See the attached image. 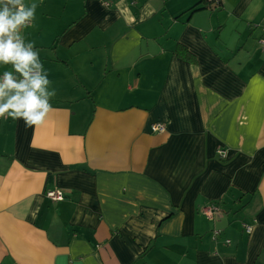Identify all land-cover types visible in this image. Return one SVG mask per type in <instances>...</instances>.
Segmentation results:
<instances>
[{
	"label": "crops",
	"instance_id": "1",
	"mask_svg": "<svg viewBox=\"0 0 264 264\" xmlns=\"http://www.w3.org/2000/svg\"><path fill=\"white\" fill-rule=\"evenodd\" d=\"M24 3L56 96L0 118V264H264V0Z\"/></svg>",
	"mask_w": 264,
	"mask_h": 264
},
{
	"label": "clouds",
	"instance_id": "2",
	"mask_svg": "<svg viewBox=\"0 0 264 264\" xmlns=\"http://www.w3.org/2000/svg\"><path fill=\"white\" fill-rule=\"evenodd\" d=\"M36 3L0 0V64L11 65L0 77V118L23 119L41 125L50 111L56 89L50 88L47 70L33 42L25 43L21 29L35 17Z\"/></svg>",
	"mask_w": 264,
	"mask_h": 264
},
{
	"label": "built area",
	"instance_id": "3",
	"mask_svg": "<svg viewBox=\"0 0 264 264\" xmlns=\"http://www.w3.org/2000/svg\"><path fill=\"white\" fill-rule=\"evenodd\" d=\"M210 1H214V0H210ZM259 44L261 45V47L264 49V39L260 40L259 41ZM152 131L156 132V133H160V132H163L164 131V127L161 123H158V124H154L152 126ZM48 196L51 198V199H54L56 201H60L62 199V196H61V193L60 192H50L48 193ZM251 227L249 226H246L245 227V232L247 234H250L251 233ZM220 234L219 231H215L214 232V236H218ZM227 243H229V241H227Z\"/></svg>",
	"mask_w": 264,
	"mask_h": 264
},
{
	"label": "trees",
	"instance_id": "4",
	"mask_svg": "<svg viewBox=\"0 0 264 264\" xmlns=\"http://www.w3.org/2000/svg\"><path fill=\"white\" fill-rule=\"evenodd\" d=\"M217 6H216V8H219V7H221V4L219 3H217L216 4ZM198 6H199V4L197 5H195L194 7H192L189 11L191 12V11H197V10H200V9H198ZM176 55L180 58V59H182L183 61H186V62H193V61H195V56L193 55V54H191L188 50H187V48L185 47V46H183V45H180V46H178L177 47V49H176ZM220 235V234H219Z\"/></svg>",
	"mask_w": 264,
	"mask_h": 264
},
{
	"label": "rangeland",
	"instance_id": "5",
	"mask_svg": "<svg viewBox=\"0 0 264 264\" xmlns=\"http://www.w3.org/2000/svg\"><path fill=\"white\" fill-rule=\"evenodd\" d=\"M262 39H264V38H262ZM262 39H260V40H262ZM260 40H258V44H259V41ZM259 46L261 47V45L259 44ZM262 48V47H261ZM223 158V157H222ZM216 231H218V230H216ZM215 231H213V233H214ZM220 233H221V231H219Z\"/></svg>",
	"mask_w": 264,
	"mask_h": 264
},
{
	"label": "bare ground",
	"instance_id": "6",
	"mask_svg": "<svg viewBox=\"0 0 264 264\" xmlns=\"http://www.w3.org/2000/svg\"><path fill=\"white\" fill-rule=\"evenodd\" d=\"M209 210H212V209H209ZM250 227V225H248Z\"/></svg>",
	"mask_w": 264,
	"mask_h": 264
}]
</instances>
